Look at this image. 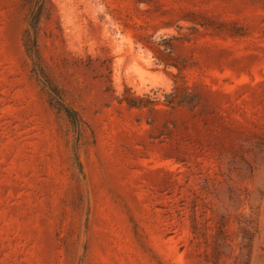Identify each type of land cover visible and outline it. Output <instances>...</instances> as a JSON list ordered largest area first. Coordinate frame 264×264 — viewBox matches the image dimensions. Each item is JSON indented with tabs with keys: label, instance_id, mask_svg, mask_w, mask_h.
Here are the masks:
<instances>
[{
	"label": "rangeland",
	"instance_id": "rangeland-1",
	"mask_svg": "<svg viewBox=\"0 0 264 264\" xmlns=\"http://www.w3.org/2000/svg\"><path fill=\"white\" fill-rule=\"evenodd\" d=\"M0 264H264V0H0Z\"/></svg>",
	"mask_w": 264,
	"mask_h": 264
},
{
	"label": "trees",
	"instance_id": "trees-1",
	"mask_svg": "<svg viewBox=\"0 0 264 264\" xmlns=\"http://www.w3.org/2000/svg\"><path fill=\"white\" fill-rule=\"evenodd\" d=\"M46 85L49 87L50 93L53 95V97L59 99V101H60L59 102L60 109L63 110L66 113V115L69 118V120L71 121L72 125L75 128H79L80 127V122H81V118L79 116V113L75 109H73L70 106H67L65 104V102L62 99L61 94L58 92V90L52 84H46ZM165 95H166V99L164 101V105L171 106V105L177 103L172 98V93L165 94ZM121 100H126L131 107L142 108V107L146 106L145 104L142 103L143 97L135 95V94L124 96ZM151 101H152V104L150 105V107L152 109L156 108V104H159L158 96L154 97V99L151 100ZM178 103H180V102H178Z\"/></svg>",
	"mask_w": 264,
	"mask_h": 264
}]
</instances>
